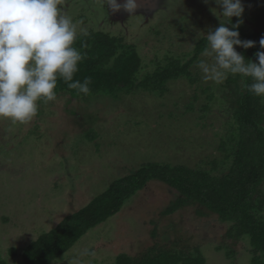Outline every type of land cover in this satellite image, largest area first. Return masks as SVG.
Instances as JSON below:
<instances>
[{
    "label": "rangeland",
    "instance_id": "rangeland-1",
    "mask_svg": "<svg viewBox=\"0 0 264 264\" xmlns=\"http://www.w3.org/2000/svg\"><path fill=\"white\" fill-rule=\"evenodd\" d=\"M242 3L243 16L233 17L232 23L257 30L253 17L263 0ZM137 5L130 13L123 7L113 11L104 0H62L79 34L103 30L121 35L137 45L146 62H165L167 55L191 58L198 38L228 22L215 0H137ZM201 60L211 62L199 54L190 68L194 81L175 80L164 95L140 89L84 102L61 93L41 102L42 114L26 124L0 118V258L19 264L27 244L146 162L204 166L201 162L211 158L225 135L227 111L239 89L230 81L236 75L229 74L223 83L206 81L198 67ZM145 68L140 77L150 71ZM92 128L97 138H83ZM150 182L57 264H71L74 258L81 264H115L118 254L138 256L154 243L199 247L206 264H249L248 243L223 238L227 223L194 205L166 214L179 192L160 180ZM175 227L180 231L176 236ZM226 243L233 247L231 256L217 248ZM13 246L16 257L9 252ZM85 250L95 255H81Z\"/></svg>",
    "mask_w": 264,
    "mask_h": 264
},
{
    "label": "trees",
    "instance_id": "trees-1",
    "mask_svg": "<svg viewBox=\"0 0 264 264\" xmlns=\"http://www.w3.org/2000/svg\"><path fill=\"white\" fill-rule=\"evenodd\" d=\"M254 15L257 30L238 29L242 40L255 42L253 48L240 47L241 54L253 61L257 59L256 53L264 50L259 45L260 39L264 38V0ZM197 41L191 58L167 55L165 62H146L137 45L128 43L121 35L103 30L90 31L86 35L81 33L75 46L86 58L80 63L74 80L83 82L90 77V92L87 95L79 93L60 80L56 93L70 94L84 102L99 95L115 97L120 91L131 94L140 89L164 95L169 92L168 84L175 80H195L190 68L207 46L205 36ZM145 67H149L150 71L140 77ZM230 78L239 93L227 111L225 135L218 140L216 152L211 158L201 162L204 166L192 168L157 162L142 164L132 173L111 181L103 192L27 244L21 252L19 264H57L90 229L117 214L125 202L151 180L165 182L179 192L166 214L189 205L206 209L208 214H215L227 223L223 238L232 240L233 244L240 241L248 243L249 264H264V100L244 88L245 83L253 82L250 77L243 81L238 74ZM38 114H42L41 108ZM97 131L92 128L83 138H97L94 135ZM209 163L211 167H207ZM176 228L174 236L180 234ZM181 241L187 242V238ZM189 246L154 243L138 256L118 254L115 264H206L202 250L199 247L189 249ZM217 248H226L228 256L234 253L229 243ZM9 252L16 257L18 248L10 247ZM0 264L12 263L0 258Z\"/></svg>",
    "mask_w": 264,
    "mask_h": 264
},
{
    "label": "clouds",
    "instance_id": "clouds-1",
    "mask_svg": "<svg viewBox=\"0 0 264 264\" xmlns=\"http://www.w3.org/2000/svg\"><path fill=\"white\" fill-rule=\"evenodd\" d=\"M215 3L228 22L204 35L207 46L202 55L211 62H199L203 78L223 83L229 74H238L242 81L250 77L253 82L245 83L244 88L264 100V50L256 53L255 61L237 51V46L255 47L254 41L240 38L239 22L232 23L233 17L243 16L242 0ZM105 4L113 11L123 7L130 13L138 7L137 0H125L123 5L118 0H104ZM78 35L77 24L63 9L62 0H0V118L20 124L32 121L41 102L57 98L60 80L79 93L89 94L90 77L83 82L74 80L86 58L75 46ZM259 45L264 49V38ZM81 255L95 253L85 250ZM71 264L81 261L74 258Z\"/></svg>",
    "mask_w": 264,
    "mask_h": 264
},
{
    "label": "flooded vegetation",
    "instance_id": "flooded-vegetation-1",
    "mask_svg": "<svg viewBox=\"0 0 264 264\" xmlns=\"http://www.w3.org/2000/svg\"><path fill=\"white\" fill-rule=\"evenodd\" d=\"M119 1V0H118Z\"/></svg>",
    "mask_w": 264,
    "mask_h": 264
}]
</instances>
